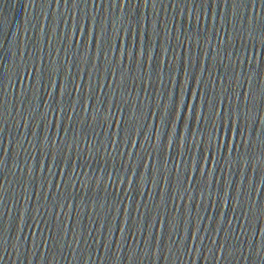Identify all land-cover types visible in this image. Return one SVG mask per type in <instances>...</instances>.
<instances>
[{"label":"water","instance_id":"1","mask_svg":"<svg viewBox=\"0 0 264 264\" xmlns=\"http://www.w3.org/2000/svg\"><path fill=\"white\" fill-rule=\"evenodd\" d=\"M0 264H264V0H0Z\"/></svg>","mask_w":264,"mask_h":264},{"label":"snow or ice","instance_id":"2","mask_svg":"<svg viewBox=\"0 0 264 264\" xmlns=\"http://www.w3.org/2000/svg\"><path fill=\"white\" fill-rule=\"evenodd\" d=\"M176 111H177V114H179V110H178V108H177V110H176Z\"/></svg>","mask_w":264,"mask_h":264}]
</instances>
